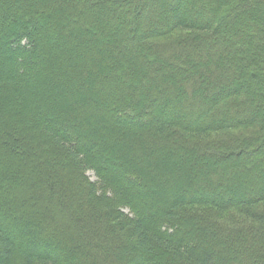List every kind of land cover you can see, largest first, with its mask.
<instances>
[{
    "label": "trees",
    "instance_id": "trees-1",
    "mask_svg": "<svg viewBox=\"0 0 264 264\" xmlns=\"http://www.w3.org/2000/svg\"><path fill=\"white\" fill-rule=\"evenodd\" d=\"M0 264H264V0H0Z\"/></svg>",
    "mask_w": 264,
    "mask_h": 264
},
{
    "label": "rangeland",
    "instance_id": "rangeland-1",
    "mask_svg": "<svg viewBox=\"0 0 264 264\" xmlns=\"http://www.w3.org/2000/svg\"><path fill=\"white\" fill-rule=\"evenodd\" d=\"M154 6H155V3H154ZM184 8H185V6H183L181 9L183 10ZM142 24L143 23H141L140 25L142 26ZM145 80H146L145 81L146 83L150 82V81H148L147 78ZM150 114L151 115L154 114L153 109H151V113ZM212 137H214V139H212V140L218 141V140L222 139L223 133H221V135L217 134V135L212 136ZM226 172L229 173V171H227V170H226ZM87 175L89 176V178H90L91 181H95L96 180V177H95V175L92 172H88Z\"/></svg>",
    "mask_w": 264,
    "mask_h": 264
}]
</instances>
